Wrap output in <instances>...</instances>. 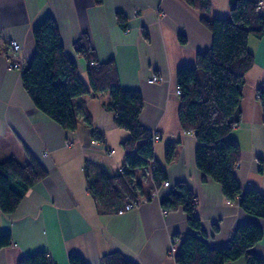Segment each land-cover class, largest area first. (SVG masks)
<instances>
[{"label": "crops", "instance_id": "obj_1", "mask_svg": "<svg viewBox=\"0 0 264 264\" xmlns=\"http://www.w3.org/2000/svg\"><path fill=\"white\" fill-rule=\"evenodd\" d=\"M252 1L264 13V0ZM210 2L211 9L201 13L186 0H0V35L5 42H18L21 49L14 59L24 70L36 49L32 30L51 16L66 54L75 60L83 80L88 82L86 62L73 45L83 34L88 35L100 63L114 60L121 87L142 93L140 123L160 133L155 142L157 160L161 162L158 155L165 152L164 145L181 141L171 163L164 156L167 180L172 185H189L197 197L196 215L206 231V242L211 248H220L246 222L260 223L264 234V219L229 203L221 185L211 177L203 180L195 160L197 139L179 123L176 72L182 66H193L198 54L213 43L202 17L211 21L232 17L230 0ZM249 49L256 62L243 88L242 122L232 132L242 148L236 178L244 188L264 193L263 112L256 98V90L264 86V36L250 37ZM23 70L10 68L0 51V161L14 158L27 163L33 155L48 169V175L30 189L13 213L0 211V235L12 236V244L0 248V264H17L37 252H46L52 264H69L73 254L82 256L87 264H100L113 251L137 264H177L175 255L191 228L182 209L165 214L160 206L170 185L147 198L155 191L151 167L132 171L140 203L123 214L99 212L88 191L93 172L101 169L114 175L125 157L116 148L129 133L117 127L113 113L106 109L109 92L78 98L80 123L69 132L36 108L24 89ZM153 74L163 77L161 83H148ZM82 105L91 115V129ZM93 129L104 135L102 143H94ZM252 252L264 259V236ZM226 264L247 263L241 258Z\"/></svg>", "mask_w": 264, "mask_h": 264}, {"label": "trees", "instance_id": "obj_2", "mask_svg": "<svg viewBox=\"0 0 264 264\" xmlns=\"http://www.w3.org/2000/svg\"><path fill=\"white\" fill-rule=\"evenodd\" d=\"M186 1L201 13L212 7L210 0ZM229 6L231 19L215 18L211 21L202 17L212 33V46L198 54L193 66H182L176 72L181 91L178 117L182 130L197 139L195 160L203 173V180L211 177L221 185L229 203H237L246 213L264 219V193L255 188H244L236 178L242 148L232 136L243 119V88L247 74L256 62L249 49L250 37L264 36V13L257 1L230 0ZM32 36L36 49L29 66L23 70L22 80L36 108L63 130L74 132L80 123L77 99L87 94L95 98L98 93L108 91L110 100L106 109L113 113L117 127L129 133L122 144L125 151L122 171L120 168L116 174L108 175L99 169L95 174L93 172V178L88 179V191L99 212L120 211L128 204L140 203L141 196L132 181L134 169L151 167L155 189H160L168 177L163 163L156 158L154 132L140 123L139 117L144 109L142 93L121 87L115 61L100 63L87 34L73 45L77 55L86 62L88 82L81 78L75 60L67 56L53 17L41 20L33 28ZM181 41L185 40L181 37ZM0 51L9 64L17 63L10 42H5L1 35ZM256 98L262 105L264 125V86L256 90ZM81 111L91 129L93 122L89 111L84 105ZM91 132L96 143L104 141L102 132L96 129ZM180 143L175 140L165 145L167 163L173 160ZM29 157L27 163L14 158L0 161V211L3 213H13L30 189L48 175V169L38 158ZM86 165L88 172L89 162ZM160 206L166 213L182 209L188 217L191 231L179 245L175 255L177 264H226L241 258H245L247 264H264V259L252 252L264 236L257 221L238 226L226 245L211 248L206 242L202 221L196 215V194L187 183L170 184ZM11 244V234L0 235V248ZM99 263L137 264L118 251L104 255ZM17 264L52 263L46 252H37ZM69 264L87 262L82 256L73 254Z\"/></svg>", "mask_w": 264, "mask_h": 264}, {"label": "built area", "instance_id": "obj_3", "mask_svg": "<svg viewBox=\"0 0 264 264\" xmlns=\"http://www.w3.org/2000/svg\"><path fill=\"white\" fill-rule=\"evenodd\" d=\"M10 48H11V50L13 51V53L14 54H16L18 51H20V49H21V47H20V45L18 44V42H16V41H11L10 42ZM9 66H10V68H12V69H15V70H23L22 69V66H21V64L18 62V63H13V62H11L10 64H9ZM163 80V77L162 76H159V75H157V74H153L151 77H150V79L148 80V83L150 84V83H161V81ZM176 95L177 96H181V91H180V89L178 88L177 90H176ZM159 139H160V135L158 134V131H154V140L155 141H159ZM94 143H96V142H94ZM97 144V143H96ZM111 152H114V151H111ZM120 171H122V168L120 169ZM169 182L168 181H165L164 183H163V186L165 187H169ZM158 190L159 189H155V191L153 192V194H151L152 195V197L154 198L155 196H157V194H158ZM133 207H134V204H128V205H126L124 208H122V210H120L119 211V213L120 214H123V212L124 211H129V210H131V209H133ZM163 212L166 214V212L163 210ZM172 241L173 242H175L176 240H175V238H173L172 239ZM175 250V249H174ZM54 264H56V263H54Z\"/></svg>", "mask_w": 264, "mask_h": 264}, {"label": "rangeland", "instance_id": "obj_4", "mask_svg": "<svg viewBox=\"0 0 264 264\" xmlns=\"http://www.w3.org/2000/svg\"><path fill=\"white\" fill-rule=\"evenodd\" d=\"M253 48V47H252ZM254 49V48H253ZM128 137H129V135H128ZM164 147H165V145H164ZM163 148V147H162ZM116 150L120 153H122V152H125L124 151V148H123V146H122V144H120V146H119V148L117 147L116 148ZM163 151V150H162ZM159 157L158 158H161V162H164V156H165V152L163 153V155H158ZM144 168V167H143ZM143 168H139L140 170L141 169H143Z\"/></svg>", "mask_w": 264, "mask_h": 264}]
</instances>
